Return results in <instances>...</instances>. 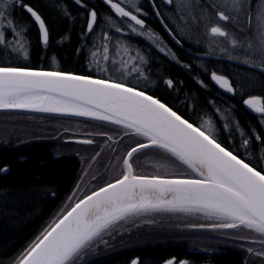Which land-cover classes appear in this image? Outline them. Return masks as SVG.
<instances>
[{
    "label": "snow or ice",
    "instance_id": "1",
    "mask_svg": "<svg viewBox=\"0 0 264 264\" xmlns=\"http://www.w3.org/2000/svg\"><path fill=\"white\" fill-rule=\"evenodd\" d=\"M98 3L109 10L103 16L92 0L45 5L67 25L55 45L62 48L73 33L77 37L72 56L79 70L65 71L56 66V52L51 68L20 62L31 58L33 30L40 60L49 59L52 31L27 0H0V56L6 58L0 62V112L55 117L63 132L50 138L91 153L81 156L72 193L9 264H98L99 257L130 244L134 230L187 217L203 222H178L177 231L212 236L170 239H211L216 248L198 249L205 259L236 249L245 253L243 264H264V95L243 98L254 87L252 76L233 83L204 63L215 57L243 64L258 70L264 87V0H228V11L205 0ZM201 20L207 21L205 35L223 38L229 47L216 39L202 43L195 36ZM165 60L183 69L193 86L166 75ZM209 75L222 90L215 95L203 79ZM224 94L243 98L258 114L259 128L242 125L236 104ZM149 154L162 163L154 172L139 170V157ZM8 172L0 167V174ZM33 192L57 197L52 188L20 195ZM127 264L142 261L136 257ZM162 264L193 262L173 256Z\"/></svg>",
    "mask_w": 264,
    "mask_h": 264
},
{
    "label": "trees",
    "instance_id": "2",
    "mask_svg": "<svg viewBox=\"0 0 264 264\" xmlns=\"http://www.w3.org/2000/svg\"><path fill=\"white\" fill-rule=\"evenodd\" d=\"M27 2L37 7L47 20L52 31L53 47L49 50V59L41 61L38 55V49L35 47V30H33L31 35L33 36L34 43L31 58L29 61H23L21 59L20 62L27 63L30 66L43 65L45 68H51L53 64L50 57L53 52H56V66L65 71L73 67L79 70L80 66L78 64L74 65L72 56L77 42L75 33L72 34L70 42L66 41L62 48L56 46L55 40L66 31L67 25L64 21L56 17L50 7L45 6L49 3V0H27ZM205 2H215L217 4L214 0H205ZM92 3L98 4L101 16L109 11L106 6H101L98 0H92ZM157 3L159 4L160 0H157ZM253 3L255 4L256 0H253ZM217 5L220 6V10L224 11L220 4ZM163 8L167 9L168 6L165 5ZM194 11L197 16L201 15L198 8ZM213 19L222 25L217 17ZM150 23L166 39L165 34L156 20L152 19ZM205 23H207V21H200L199 26L196 28L195 36L198 37L202 43H206L209 39H216L222 45L225 41L223 38H210L203 33L206 29L202 31L201 28L202 26L205 28ZM173 27H175V25H173ZM222 46L229 47L225 43ZM203 50L204 48H201V51ZM65 53H67V55H65ZM181 53L184 52L182 51ZM182 58L185 57L182 56ZM0 62H6V58L0 56ZM204 63L209 69H215L219 73H222V69L226 70L228 73H241L243 80H248L249 76H252L254 86L264 89L260 83V74L253 70L224 61L204 59ZM166 72H168L169 76L172 78L179 77V80H183L188 87L193 86L188 74L185 73L183 69L171 67L169 70H166ZM203 79L208 82L207 78L203 77ZM8 117H21L45 121L46 123H57V118L44 115L0 113V118L6 119ZM52 132H54L53 135L59 136L63 130L61 131L58 128ZM52 132L50 131L49 133ZM45 137L41 136L40 139L36 138L28 141L10 140L7 144L0 141V167L8 166L9 168L7 174H0V264H9L11 259L22 252L28 243L38 234L45 222L56 213L67 196L72 193L77 183V177L81 170L80 156L76 155L75 152L61 153L65 149L70 150L68 146L71 142L66 143L63 138L53 140L50 136L49 138ZM60 142H63L64 146L61 145ZM54 145L57 149L61 147V150L54 148ZM150 161L151 163L158 162L159 165L162 163L155 155H143L140 156L137 161L139 170L145 172L157 171L156 166L152 168L148 165ZM160 170L163 171L162 168H160ZM47 188H52L57 191V197L55 199L47 194L40 195L38 192H33L24 196L20 195L21 192L28 193L30 189L44 190ZM188 218V220L185 219L184 221L194 222L191 217ZM166 219L164 220L163 218L160 220V222H166L163 226H174L175 222H177L174 218ZM159 225H162V223H159ZM145 229L146 226L134 230L132 232V242L130 244L120 247L116 252L99 257L98 264H127L131 258L136 257L141 259L142 264H161L164 259L173 256L180 259H196V262L202 260L199 254L188 253V249L191 247L189 241H187L188 239L180 241L169 238L173 235L187 236L190 234L188 231L173 232L170 229H164L165 232L160 234L156 232L147 233ZM202 233L206 234V237L212 236V234L208 232ZM202 233H199V236H203ZM216 247L217 245H214V243H209L205 246V248L209 249ZM210 260L212 264H243V254L227 251L224 255H214L210 257Z\"/></svg>",
    "mask_w": 264,
    "mask_h": 264
},
{
    "label": "rangeland",
    "instance_id": "3",
    "mask_svg": "<svg viewBox=\"0 0 264 264\" xmlns=\"http://www.w3.org/2000/svg\"><path fill=\"white\" fill-rule=\"evenodd\" d=\"M217 2V4H220L224 9V11H228L227 8L224 7V5L228 2V0H214ZM218 19V17H217ZM221 22V21H220ZM222 25L224 24V22H221ZM229 28L231 27L230 25L228 26ZM202 31L205 30L204 26H202ZM206 31V30H205ZM205 31L203 33H205ZM204 37H206L205 35H203ZM141 43H143V41H141ZM226 45L229 46L228 42L226 41L225 42ZM36 123H40V124H36ZM49 127V128H47ZM72 127L74 130L76 128L75 125H72L70 126ZM60 129L61 131L63 130L62 127H60L58 125V123L56 122H48L46 123L45 121H39V120H32V119H29V118H21V117H8L6 119L4 118H0V141H2V143L5 142V140L7 141H10V140H13V141H18V140H25V141H28V140H32V139H36L37 137H41V136H46L49 138V136L51 137V135L54 134V132H52L53 130L55 129ZM52 133H49L50 131ZM57 133V132H56ZM55 133V134H56ZM59 133V132H58ZM45 137V138H46ZM61 143V142H60ZM58 145V144H56ZM61 145L64 146L63 142L61 143ZM72 145V146H70ZM70 145L68 147H70V150L69 149H64L61 153L65 152V153H70V152H77L79 151L80 152V158L81 156H88L90 155L91 153L90 152H86L84 149H85V146L82 147L81 145H77V144H72L70 143ZM60 147V146H59ZM54 148H56V146L54 145ZM57 149V148H56ZM57 150H61V147L60 149H57ZM58 153V154H61V153ZM149 166H151L152 168H155V166L158 168L159 166V163L158 162H152L150 161V164H148ZM118 169H116L115 171H117ZM81 171V170H80ZM107 178V177H104V179ZM188 218V217H187ZM187 218H181L179 221H177L176 219H174L175 221V224L176 223H181L183 224L186 220H188ZM166 218H164L165 220ZM192 220H194V222H203L202 220H197L193 217H191ZM167 220V219H166ZM160 223H162V225H159L157 227H147L146 226V232L147 233H151V232H156V233H164L165 230L164 229H170L172 230L173 232H179L175 229V227H169V226H163L166 222H163L161 221ZM148 230V231H147ZM190 234H188L187 236H192V237H195V236H199V233H202V232H190L188 231ZM187 241H189L190 245L193 246V245H196L198 242H205V243H210L212 244L213 242L211 241V239H188ZM215 245V243H214ZM243 254V257L245 255V253L241 252Z\"/></svg>",
    "mask_w": 264,
    "mask_h": 264
},
{
    "label": "flooded vegetation",
    "instance_id": "4",
    "mask_svg": "<svg viewBox=\"0 0 264 264\" xmlns=\"http://www.w3.org/2000/svg\"><path fill=\"white\" fill-rule=\"evenodd\" d=\"M166 39L171 43V41L168 38H166ZM224 43H225V41H224ZM224 43H222V45ZM181 55L185 57V53H181ZM171 67L172 68L173 67L174 68H178L179 66H177L175 64H172V63L168 62L167 60H165L164 61L163 71L168 76H169V74H168V72H166V70H169ZM222 73L225 74L227 77H229L233 83H241V82L246 81V80H243V77H242V74L241 73H237V72L228 73L224 69H222ZM204 78H207L208 79V82L207 83L211 85V87H212V94L213 95H215L216 92H218V91H222V90H219L215 85L212 84V82L210 80V75L209 76H204ZM174 79L179 80V77L174 78ZM263 92H264V89H260L259 87H255L254 86V87H252V88H250V89L247 90V93L243 96V98H247V94H260V95H264ZM159 94L161 96H164L165 95L162 82H161V88L159 90ZM224 98L225 99H229V94H224ZM243 98H241L239 95H237L236 97H231L229 99V103H235L236 104V115H237V117L240 120V123L242 125H245L246 126L248 123H253V124H256L258 126V128H259V121H258V118H257L258 117V114L250 113L245 108V105H243V102H242ZM202 234H203V237H206L205 236L206 234H204V233H202ZM208 244L209 243L198 242L196 245H193V246H191L188 249V253H191V254H199L202 257V260H198L197 262L195 261L196 259H190V261H192L193 264H212L210 258L205 259V257L207 256V253H202V252H200L198 250L199 248H205V246H207ZM227 251H234V252H237V253H240L241 254V252L239 250H236V249H228Z\"/></svg>",
    "mask_w": 264,
    "mask_h": 264
},
{
    "label": "water",
    "instance_id": "5",
    "mask_svg": "<svg viewBox=\"0 0 264 264\" xmlns=\"http://www.w3.org/2000/svg\"><path fill=\"white\" fill-rule=\"evenodd\" d=\"M161 27V26H160ZM162 31H163V28L161 27ZM164 32V31H163ZM165 33V32H164ZM165 35L167 36V33H165ZM169 39V38H168ZM170 40V39H169ZM205 60H216V61H224V62H227V63H231V64H234V65H237V66H240V67H243V68H247V69H250L248 68L247 66L243 65V64H240V63H236V62H229L228 60L226 59H218V58H215V57H205L204 58ZM250 70H253V69H250ZM255 72H258V70H253ZM259 73V72H258ZM245 108L247 109V107L245 106ZM250 113H253L251 112L250 109H247ZM0 113H4V112H0ZM16 114V113H15ZM18 114H35V115H44V116H48V114H40V113H18ZM253 114H257V113H253Z\"/></svg>",
    "mask_w": 264,
    "mask_h": 264
},
{
    "label": "bare ground",
    "instance_id": "6",
    "mask_svg": "<svg viewBox=\"0 0 264 264\" xmlns=\"http://www.w3.org/2000/svg\"><path fill=\"white\" fill-rule=\"evenodd\" d=\"M157 23H158V21H156ZM158 25H159V23H158ZM159 27H160V25H159ZM161 28V27H160ZM164 33V32H163ZM165 34V33H164ZM166 36V35H165ZM166 38H168L167 36H166ZM174 46V45H173ZM175 47V46H174ZM162 264V263H161Z\"/></svg>",
    "mask_w": 264,
    "mask_h": 264
}]
</instances>
